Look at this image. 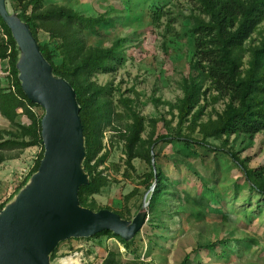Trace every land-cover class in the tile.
<instances>
[{
	"label": "rangeland",
	"instance_id": "1",
	"mask_svg": "<svg viewBox=\"0 0 264 264\" xmlns=\"http://www.w3.org/2000/svg\"><path fill=\"white\" fill-rule=\"evenodd\" d=\"M46 3L65 5L88 17H103L94 29L84 31L85 38L95 47L116 46L121 56V61L114 64L115 71L92 77L97 86L107 88L105 97L116 110V127L107 126L103 131L98 159L106 161L96 173L104 185L89 199L96 204L94 211L114 214L120 222L121 236L127 242L134 241L129 248L115 236L70 237L57 244L49 263L61 264V259L72 258L73 264H104L114 254L119 264H181L198 246L223 240L226 243L216 244L213 250L192 253L185 264H264V194L251 187L245 171L228 154L235 152L248 168L264 175V131L253 136L237 134L228 140L226 136L212 137L208 139L209 148L188 141L202 140L201 125L216 120L229 100L195 66L198 59L192 22L193 16L200 14L199 0ZM154 6L165 9L160 20L152 16ZM5 7L9 16H17V0H6ZM2 37L4 29L0 25V41ZM39 37L52 49L55 62L62 64L65 55L61 40L51 39L43 30ZM263 38L264 22L239 51L244 70L249 67L251 47ZM19 65L26 90L34 97L30 53L22 47ZM0 75L8 85V60H0ZM192 85L197 87L199 102L181 127L179 108L185 88ZM34 110L40 116L46 111L42 105ZM196 112L202 113L194 125L191 120ZM137 114L143 117L144 130L136 156L130 161L127 138ZM17 121L31 123L24 114ZM21 135V129L0 112V141ZM159 135L172 137L153 145ZM41 151V146H31L12 152L19 153L18 157L0 163V200L8 201L0 218L17 210L33 193L34 178L24 182ZM152 168L164 172L166 182L149 213L155 187L148 181ZM79 175L89 180L83 164Z\"/></svg>",
	"mask_w": 264,
	"mask_h": 264
},
{
	"label": "trees",
	"instance_id": "2",
	"mask_svg": "<svg viewBox=\"0 0 264 264\" xmlns=\"http://www.w3.org/2000/svg\"><path fill=\"white\" fill-rule=\"evenodd\" d=\"M17 18L28 28L40 45L44 59L51 66L57 77L67 80L75 91L80 106V116L85 135V159L83 169L89 175V181L79 189V203L86 208L95 210V202H91L90 195L97 193L104 185V180L96 172L106 161L98 159L103 149V131L107 126L116 127L114 121L116 110L113 102L105 95L107 88L97 86L92 77L99 72L110 73L116 70L114 64L121 61L116 46L104 48L89 45L84 31L94 29L104 21L103 17H88L77 10L57 3L47 4L48 0H17ZM200 14L193 16L192 32L196 44V69L209 78L215 89L228 97V102L216 120H210L201 125L202 140H188L204 147H210L209 138H223L227 140L237 134L256 135L264 131V38L250 49L251 59L249 67L244 70V63L239 51L245 47L259 26L264 22V0H199ZM152 16L160 20L165 15L164 7L154 6ZM0 25L4 29V37L0 41V60H8L9 84L3 83L0 75V112L11 123L21 129V137H13L0 141V163L9 158L18 157L14 151H22L31 146H41L42 151L36 163L25 179L27 183L38 171L44 157L42 137V119L34 110L39 104L32 101L24 90L20 77L19 59L20 50L17 38L12 28L0 14ZM50 35L51 39L61 40L60 47L64 51L65 59L57 64L54 54L48 44L40 41V31ZM185 97L180 105L181 127L189 121V117L199 102L197 87L192 85L185 88ZM202 112L192 116V124H196ZM20 114L26 115L30 125L17 121ZM144 130V120L136 115L127 138L130 161L136 156V149L141 142ZM170 135H159L152 144L171 139ZM236 164L246 173L251 187L264 194V175L257 174L258 169H250L235 152L228 151ZM149 163L152 160L149 159ZM149 185L155 184L148 212H152L155 204L163 193L166 176L159 168L151 169L148 174ZM16 190L15 193L19 191ZM8 201L1 202L0 212ZM148 213V214H149ZM117 237L126 247L133 242H127L123 236L113 230L104 229L95 234ZM226 241L198 246L188 253L181 264H185L201 249L213 250L216 244H225ZM57 251V249H56ZM55 251V253H56ZM55 253L53 257H55ZM104 264L116 263L113 256Z\"/></svg>",
	"mask_w": 264,
	"mask_h": 264
},
{
	"label": "water",
	"instance_id": "3",
	"mask_svg": "<svg viewBox=\"0 0 264 264\" xmlns=\"http://www.w3.org/2000/svg\"><path fill=\"white\" fill-rule=\"evenodd\" d=\"M5 5L6 0H0L1 16L12 28L19 50L22 47L30 53L29 75L35 96L26 90L20 74L24 90L46 111L42 119L45 152L32 177L34 191L17 210L0 218V264H50V254L62 240L104 229H114L119 235L122 231L114 214L79 203L80 186L89 180L79 175L86 150L75 91L67 80L53 76L37 40L16 15L7 14Z\"/></svg>",
	"mask_w": 264,
	"mask_h": 264
},
{
	"label": "bare ground",
	"instance_id": "4",
	"mask_svg": "<svg viewBox=\"0 0 264 264\" xmlns=\"http://www.w3.org/2000/svg\"><path fill=\"white\" fill-rule=\"evenodd\" d=\"M74 260L72 258L61 259V264H73Z\"/></svg>",
	"mask_w": 264,
	"mask_h": 264
}]
</instances>
